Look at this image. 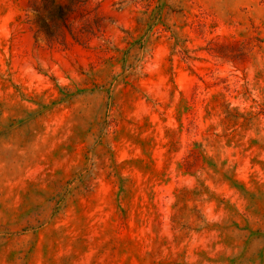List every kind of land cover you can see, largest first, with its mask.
<instances>
[{"label": "rangeland", "instance_id": "rangeland-1", "mask_svg": "<svg viewBox=\"0 0 264 264\" xmlns=\"http://www.w3.org/2000/svg\"><path fill=\"white\" fill-rule=\"evenodd\" d=\"M29 5L0 0V264H264V0H90L86 42Z\"/></svg>", "mask_w": 264, "mask_h": 264}, {"label": "trees", "instance_id": "trees-1", "mask_svg": "<svg viewBox=\"0 0 264 264\" xmlns=\"http://www.w3.org/2000/svg\"><path fill=\"white\" fill-rule=\"evenodd\" d=\"M90 0H29L36 33L50 42H86L99 30L98 17L87 8ZM76 15L81 21L74 26Z\"/></svg>", "mask_w": 264, "mask_h": 264}]
</instances>
